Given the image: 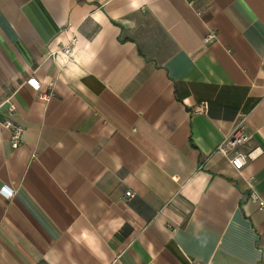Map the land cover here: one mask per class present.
I'll return each instance as SVG.
<instances>
[{
  "label": "crops",
  "instance_id": "1",
  "mask_svg": "<svg viewBox=\"0 0 264 264\" xmlns=\"http://www.w3.org/2000/svg\"><path fill=\"white\" fill-rule=\"evenodd\" d=\"M6 99L0 264H264V0H0Z\"/></svg>",
  "mask_w": 264,
  "mask_h": 264
},
{
  "label": "built area",
  "instance_id": "2",
  "mask_svg": "<svg viewBox=\"0 0 264 264\" xmlns=\"http://www.w3.org/2000/svg\"><path fill=\"white\" fill-rule=\"evenodd\" d=\"M214 39V35L210 33L205 39L204 42H209ZM77 43L75 39L70 41V45L65 46L62 49L64 55L68 56L71 52V46H74ZM27 83L37 92L40 90V84L35 78H29ZM50 88L52 84L48 85ZM50 98V93H40L39 99L42 101H48ZM5 106L4 112H0V127L8 132L10 146L12 149H17L21 142L24 135V129L16 124L12 120V116L15 112V106L10 99H6L3 103L0 104V108ZM203 108V107H202ZM198 108L197 110H199ZM249 137L243 132L241 125L236 126L228 135H226L220 144L216 147V151L219 152L222 156H224L231 168L237 172L241 171L244 165L247 163L248 160H253L256 155H258L260 150L253 149L247 152H237L231 155V152L236 150L237 148L244 146L247 144ZM0 192L2 195L9 199L13 196V191L7 187H1ZM125 196L131 198L133 195L131 192H126ZM250 199L253 202H258L260 208H264V203L259 201L256 195L251 194Z\"/></svg>",
  "mask_w": 264,
  "mask_h": 264
}]
</instances>
